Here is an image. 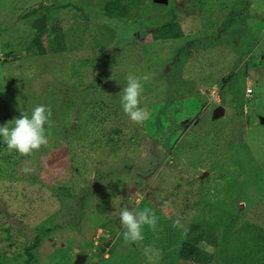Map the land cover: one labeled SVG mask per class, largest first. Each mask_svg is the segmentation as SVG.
Instances as JSON below:
<instances>
[{"label": "rangeland", "instance_id": "374dc122", "mask_svg": "<svg viewBox=\"0 0 264 264\" xmlns=\"http://www.w3.org/2000/svg\"><path fill=\"white\" fill-rule=\"evenodd\" d=\"M106 1L0 0V125L39 104L52 111L48 143L31 156L0 138V264H76L77 249L85 264H147L148 244L158 264H219L210 243L202 263L179 249L193 224L209 234L232 207L264 227V0H123L124 19L105 15ZM43 15L46 55L33 27ZM170 20L183 37H149ZM129 74L150 77L143 124L122 110ZM124 205L158 217L140 245L123 240Z\"/></svg>", "mask_w": 264, "mask_h": 264}, {"label": "trees", "instance_id": "16d2710c", "mask_svg": "<svg viewBox=\"0 0 264 264\" xmlns=\"http://www.w3.org/2000/svg\"><path fill=\"white\" fill-rule=\"evenodd\" d=\"M103 10L104 14L111 18L124 19L130 13L129 6L123 0H108L104 3ZM46 21L47 17L43 15L36 18L33 23L34 29L39 31L35 42L41 55L48 53L42 44L43 35L48 33L46 32ZM51 31L52 33L54 31L53 43L60 51H65L66 44L62 32L59 30ZM148 35L153 40L179 39L184 36V31L177 20H170L149 31ZM172 124H169V126L171 127ZM167 135L168 133L165 137ZM222 217H224L222 214H218L215 221L207 223L209 234L201 231L198 226L193 224L188 229L186 238L182 241L179 256L184 260L202 263L210 255L203 246L210 243L214 249L218 250L215 263L264 264V227L242 218L239 211L233 207L226 214L225 219ZM6 231L9 233V229H6ZM36 246V241L26 246L28 262L33 259L34 254L32 251Z\"/></svg>", "mask_w": 264, "mask_h": 264}, {"label": "clouds", "instance_id": "9594fccd", "mask_svg": "<svg viewBox=\"0 0 264 264\" xmlns=\"http://www.w3.org/2000/svg\"><path fill=\"white\" fill-rule=\"evenodd\" d=\"M264 47V46H261ZM261 48L255 50L259 53ZM147 74L127 76L126 86L123 87L121 96V106L123 112L130 120L137 124H143L150 119V112L141 107V96L144 91V84L149 81ZM51 108L47 105H36L30 115L21 112L18 118L0 125V138L7 145V149L16 151L22 156H31L34 151L47 145L48 137L45 125L51 126ZM12 124L9 127V124ZM22 171L30 174L33 169L29 163H25ZM119 221L122 227L123 240L128 242L140 243L145 239L143 229L147 226L153 232L157 231L158 217L153 209L145 207L143 209L132 208L124 205L119 210ZM180 218L173 220V227H180ZM147 264H158L161 258V251L152 244L144 245L141 249Z\"/></svg>", "mask_w": 264, "mask_h": 264}, {"label": "water", "instance_id": "95a60500", "mask_svg": "<svg viewBox=\"0 0 264 264\" xmlns=\"http://www.w3.org/2000/svg\"><path fill=\"white\" fill-rule=\"evenodd\" d=\"M155 3L157 4H168L169 0H154ZM262 15V14H261ZM225 107L224 106H218L217 108H215L214 112H213V117L214 118H218L222 115L225 114ZM262 120V121H261ZM259 120V122H264V119ZM189 120H184L182 122V124L185 126L188 123ZM208 175V172H204V174H202L200 176L201 179H203L205 176ZM135 188H133L134 191ZM77 252V258H76V264H85V261L87 259V254L86 253H80L79 249L76 250Z\"/></svg>", "mask_w": 264, "mask_h": 264}, {"label": "crops", "instance_id": "0c3cea01", "mask_svg": "<svg viewBox=\"0 0 264 264\" xmlns=\"http://www.w3.org/2000/svg\"><path fill=\"white\" fill-rule=\"evenodd\" d=\"M263 63H264V62H263ZM263 63H260L259 65H261V64H263ZM259 65H258V66H259ZM263 90H264V88H263ZM253 95H254V94H253ZM253 95H252V97H253ZM250 132H251V134H252L251 137H256L257 134L254 132V130H251ZM256 157L258 158V159H257V163H258L259 161H260L259 163L264 162V158H262L261 155L256 154ZM261 161H262V162H261Z\"/></svg>", "mask_w": 264, "mask_h": 264}, {"label": "built area", "instance_id": "2783aa9c", "mask_svg": "<svg viewBox=\"0 0 264 264\" xmlns=\"http://www.w3.org/2000/svg\"><path fill=\"white\" fill-rule=\"evenodd\" d=\"M253 93V88L252 87H248L247 88V95H250Z\"/></svg>", "mask_w": 264, "mask_h": 264}]
</instances>
